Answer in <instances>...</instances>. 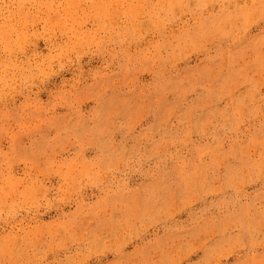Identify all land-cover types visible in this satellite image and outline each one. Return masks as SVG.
Returning <instances> with one entry per match:
<instances>
[{"label": "rangeland", "instance_id": "obj_1", "mask_svg": "<svg viewBox=\"0 0 264 264\" xmlns=\"http://www.w3.org/2000/svg\"><path fill=\"white\" fill-rule=\"evenodd\" d=\"M0 264H264V0H0Z\"/></svg>", "mask_w": 264, "mask_h": 264}, {"label": "bare ground", "instance_id": "obj_2", "mask_svg": "<svg viewBox=\"0 0 264 264\" xmlns=\"http://www.w3.org/2000/svg\"><path fill=\"white\" fill-rule=\"evenodd\" d=\"M114 11V10H113Z\"/></svg>", "mask_w": 264, "mask_h": 264}]
</instances>
